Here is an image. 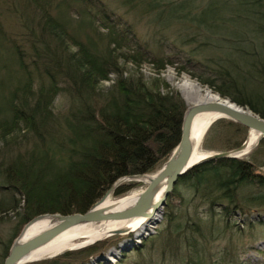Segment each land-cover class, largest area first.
<instances>
[{"label": "trees", "instance_id": "trees-1", "mask_svg": "<svg viewBox=\"0 0 264 264\" xmlns=\"http://www.w3.org/2000/svg\"><path fill=\"white\" fill-rule=\"evenodd\" d=\"M14 1L26 9L20 12ZM14 1L4 11L16 18L20 32L0 42V215L12 210L17 218L7 241L0 237V264L19 228L34 216L83 212L120 177L153 173L165 162L187 108L159 75L166 65L264 118V0ZM231 23L241 30L230 29ZM154 42L173 53L153 54ZM221 43L261 78L254 90L235 77L228 64L234 58L203 51ZM143 64L156 77L147 81ZM110 74L115 80L103 89ZM60 92L68 94L69 106L57 121L52 105ZM218 125L224 127L222 150L238 147L248 131L220 118L203 137L208 150L215 148L209 141ZM28 132L36 140L26 153L18 146ZM263 148L264 138L249 158H210L179 176L157 229L131 251H120L116 264H264V247L254 246L264 233ZM133 186L121 183L112 194L121 197ZM251 212L256 219H248ZM246 231L254 237L240 244ZM119 239L28 264H112L107 253ZM249 250L261 258L242 259ZM130 252L136 257L129 263Z\"/></svg>", "mask_w": 264, "mask_h": 264}, {"label": "water", "instance_id": "water-1", "mask_svg": "<svg viewBox=\"0 0 264 264\" xmlns=\"http://www.w3.org/2000/svg\"><path fill=\"white\" fill-rule=\"evenodd\" d=\"M200 113H218L221 115L218 119H229L247 127L248 136L250 132H254L257 134V139L254 143L249 144L247 136V139H245L238 147L208 154L191 162L190 159L194 147L191 139V126L194 117ZM262 138H264V118L260 117L250 109L234 102H230L229 99H224L222 101H196L192 105L187 106L184 112L178 143L173 148L161 168L152 174V177H150L131 205L121 209H116L111 206H98L99 202L108 197L121 183L132 180L141 184V181L135 179L144 176L146 177L150 175L149 173L120 177L108 188L99 200L83 212H73L68 214L42 213L34 216L27 221L17 237L13 240L2 264H26L28 262L39 260L38 258H31L32 252L74 226L88 223L129 221L132 219L147 220V222H150L152 225L159 223V217H161L159 214L162 213L166 204V199L176 184L179 176L183 175L188 169L203 160L214 157H240L246 155ZM161 182H164V190L162 195L157 199L155 197V188ZM124 197H126V195L121 198L123 199ZM41 217H49L52 220L51 226L39 231L29 238L21 239V235L25 228ZM123 233H126V231L116 229L110 231L108 236ZM88 244H81L75 246V248H80ZM58 254L59 253L48 257H54Z\"/></svg>", "mask_w": 264, "mask_h": 264}, {"label": "rangeland", "instance_id": "rangeland-1", "mask_svg": "<svg viewBox=\"0 0 264 264\" xmlns=\"http://www.w3.org/2000/svg\"><path fill=\"white\" fill-rule=\"evenodd\" d=\"M12 1H14V0H0V31H2V32H0V40H1L0 42L2 43V45L4 43L2 42V39L1 38H4L5 37V41L7 40V37L5 35H17L20 32V28L18 27L16 18L13 17L8 11L7 12L4 11V10H8L7 8L9 6V4H11ZM216 1L219 2V0H216ZM14 2H17V1H14ZM17 3H19L18 10L20 12L23 11L22 9H26L25 7H23L20 4L21 1H19ZM236 9H237V6H234L233 7V10L236 11ZM236 25L237 24H232V23L229 24L230 29L231 28L232 29L235 28L237 30H241V28L238 27V26H236ZM144 40H148V37L147 36H144ZM161 43H162L163 47H159L157 45V43H155V42L153 44L149 45V49L153 52V54L160 55L161 53H164V54L169 55L170 53H173V51H171V47L170 46H166V43H164V42H161ZM203 51L204 52H208V53H214V54H216L218 56H221L224 59H228L229 57L234 58V59H232V61L228 62V64H230L229 67L233 70V72H235L234 75L237 78V80H239V78H240V81H244L243 84H244L245 88L248 91H250V89L254 90L253 89L254 88L253 87L254 84L259 83L258 81H261V78L258 77V76H257V79H258V81H257L256 77L253 75L254 72L251 71V70H249L248 69V66L245 67V70L243 69V67H242V65H243V57L241 56L240 53H237V52H235L233 50H230L229 51L228 47L226 46V43H221L219 45V49L208 48L207 50H203ZM260 55L264 57V54L263 53H261ZM2 56H4V53L2 54ZM7 61H8V56H7ZM8 64H9V61H8ZM235 66L236 67H241L242 70L236 69ZM9 69L15 71L16 70L15 65H10L9 66ZM130 69H131V65H128L127 70L129 71ZM151 70L152 69H151V66L149 64H143L141 66V72H142V74L144 75V77H145V79L147 81H149L150 79H153V77H156ZM4 75H5V72L2 73V76H4ZM159 75H160V77L170 87H172L173 89L177 90L180 93V95L182 96V98L186 101L187 106L192 105L194 103V101L187 100L184 97V95L182 94V92H181V90H180V88L178 86V84L180 82H182L183 78L188 77L190 80L198 83L200 86L208 87L207 85L201 84L196 78L191 77L186 72L178 73L177 72V69L174 66L169 65V64L164 67V69L161 71V73ZM244 76L246 78H248L249 80L248 79H245ZM115 77L116 76L114 74H110L109 75V80H104V81L101 82L102 88L104 89L107 86L111 85L114 82L113 80H115ZM222 98L229 99L228 97H222ZM67 106H69V97H68V94L65 93V92H63V93L60 92V94L54 100L53 105H52V110H53L54 115H57L58 116V114L60 113L59 119L57 121H61L60 118L63 115V111H66L67 110ZM221 119H223V118H221ZM218 120H220V119H218ZM218 120H216V121H218ZM216 121H214V123ZM59 125L60 126H63L61 123H59ZM219 128H221V129L219 131H217L218 134L216 133V136L214 134H212L211 135V138H210V141H209V145H211L212 147H215V148L208 150V149H206L203 146V143L201 142V144L199 146L200 149H198V151L200 153H203L204 154L203 156H206V155L212 154V153H216V152H219V151H224L222 149H218L217 148L220 145H222V143L225 142L219 136V133H221V131L223 130L224 127H222V125H218L216 127V129H219ZM207 130H206L204 136L206 135ZM21 135H23L21 137L22 138L21 139L22 142H21V146H18V147L20 148L21 151H25L27 153V150H29L32 147L31 142H34L36 140V138H34L33 136H31L32 135L31 132H28L27 135H26V133H22ZM247 136H248V131L245 133L244 140L247 139ZM18 143H19V141H18ZM255 147H257V145ZM255 147H253L250 151H252ZM250 151L246 155H243V156H240V157L249 158ZM258 156L261 157V158L264 157V151H262V153H260V155L258 154ZM162 165H163V163L153 173L157 172L161 168ZM261 171H264V166L261 167ZM153 173H149V174L151 175ZM123 183H132V184H134V186L125 194L126 196L127 195H130L132 193L141 191L144 188V186H145V184H143V183L140 184V183H138L136 181H132V180L125 181ZM263 190H264V188H263ZM112 193L108 196L109 200H112V201L117 200V199L125 196V195H123L121 197H115V196H113ZM5 195H9V193L7 192V194L5 193ZM219 211L220 210L217 209V212H219ZM260 211H261L260 212V215H262V218L264 219V208H260ZM219 214H222V213H219ZM257 214H258L257 212H251L248 215V219L249 220L250 219H256L257 218ZM159 215L162 216V213L159 214ZM15 216H16V214L12 210H6V211L2 212L1 215H0V217H1L2 221H3L2 224H1V226H0V237L2 238V240L4 242H6L7 241V238H8V233H9L8 227L10 226V224H13L12 221H14V219L17 218V216H16V218H15ZM159 218L161 220V217H159ZM233 219H235L236 222L239 223L240 220H241V217L239 216V214H237L236 216H234ZM25 224H23L21 226V228H19V232L22 230V228H23V226ZM158 224L159 223H156V224H153L152 225L150 223V225H149L148 228L146 227V228H144V229H142L140 231L139 230H134V231H129V232L124 233V234H114V235H109V236L100 238L99 240H103V239L109 238L111 236H118V237H120L119 242L117 244V247H112L111 248L113 254L109 253L110 251L107 253L108 254L107 255L108 261L110 263H112V264H116L117 263V259L119 257V254L118 253H120V251H131L132 246H135L136 244H141L142 243V240L147 239L148 237L151 236L152 233H154V231L158 227L157 226ZM19 232H18V234H19ZM249 233H250V231H246L244 233V236L243 237H240L239 239H237V242H239L240 244H242V243H244L246 241L248 242L249 240H251L254 237L253 236L254 235V231L252 232V235H249ZM83 240H85V239L84 238H81V237L80 238L77 237L76 240L74 239V243H75V245L78 244V246H79V243L81 245V242ZM99 240H97V241H99ZM97 241H95V242L93 241V243H96ZM93 243H90V244H88L86 246H89V245H91ZM225 243H226V240H223L221 242V244H225ZM263 244H264V233H263L262 236H259L257 238V240L254 242V246H258L259 245L261 247H264ZM76 249L77 248H75V249L73 248V249H70V250L73 251V250H76ZM67 251H69V250H67ZM64 252H66V251H63V252L59 253L58 255L63 254ZM257 253L255 251H253V250H249L245 255L243 254L244 256L242 257V259L247 258V257L254 258V259H260L262 255L257 254ZM117 255H118V257H117ZM135 257H136V254L133 253V252H130L128 254V261H129V263H130V260L134 259ZM49 258H52V257H45V258H41L39 260L49 259ZM91 258H93V257H91ZM39 260H35V261H39ZM32 262H34V261H32ZM28 263H30V262H28ZM28 263H26V264H28ZM122 264H128V263H122Z\"/></svg>", "mask_w": 264, "mask_h": 264}, {"label": "bare ground", "instance_id": "bare-ground-1", "mask_svg": "<svg viewBox=\"0 0 264 264\" xmlns=\"http://www.w3.org/2000/svg\"><path fill=\"white\" fill-rule=\"evenodd\" d=\"M182 94L189 101H222V98L219 94L215 93L208 87L200 86L198 83L190 80L188 77L183 78L182 82L178 84ZM227 100V99H225ZM232 102V101H230ZM221 117L218 113H200L194 117L191 126V139L193 142V151L191 155L190 161H196L203 157V153L198 151L199 146L203 140L204 134L208 128V126L214 122V120H218ZM257 139V134L254 132H250L248 136L249 144L254 143ZM206 155V154H205ZM152 177L151 175L144 176L141 178H137L135 180L141 181V183L146 184L148 180ZM164 190V182H161L155 188V197L158 199ZM140 192V191H139ZM139 192L132 193L123 199L120 198L118 200H109L108 197L99 202V207L111 206L116 209H121L126 206L131 205L136 199ZM52 220L49 217H41L36 221H33L29 224L24 232L21 235V239H26L31 237L32 235L38 233L39 231L51 226ZM150 222L142 219H132L129 221H113V222H101V223H88L82 224L78 226H74L52 241L47 244L41 246L32 252L31 258H45L48 256L55 255L57 253L67 251L70 249H75L74 239L76 238H84L81 244H88L95 240H99L102 237L108 236L110 231L121 229L127 232L134 230H142L144 228H148ZM124 234V233H123ZM79 240V239H78ZM80 245V243H79Z\"/></svg>", "mask_w": 264, "mask_h": 264}]
</instances>
